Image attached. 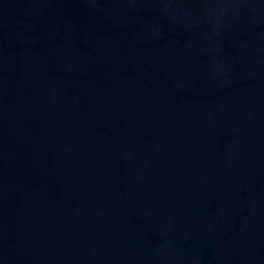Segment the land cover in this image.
Segmentation results:
<instances>
[{"label":"water","instance_id":"water-1","mask_svg":"<svg viewBox=\"0 0 264 264\" xmlns=\"http://www.w3.org/2000/svg\"><path fill=\"white\" fill-rule=\"evenodd\" d=\"M0 264H264V0H0Z\"/></svg>","mask_w":264,"mask_h":264}]
</instances>
